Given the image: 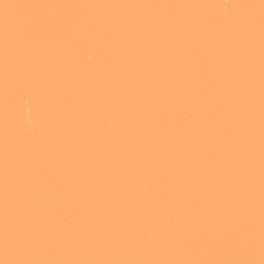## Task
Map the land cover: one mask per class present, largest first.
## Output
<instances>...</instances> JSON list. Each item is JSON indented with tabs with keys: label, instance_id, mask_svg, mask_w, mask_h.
<instances>
[{
	"label": "bare ground",
	"instance_id": "1",
	"mask_svg": "<svg viewBox=\"0 0 264 264\" xmlns=\"http://www.w3.org/2000/svg\"><path fill=\"white\" fill-rule=\"evenodd\" d=\"M0 264H264V0H0Z\"/></svg>",
	"mask_w": 264,
	"mask_h": 264
}]
</instances>
